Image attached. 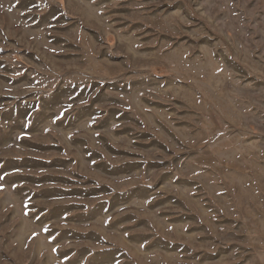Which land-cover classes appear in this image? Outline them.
<instances>
[{
  "label": "rangeland",
  "instance_id": "1",
  "mask_svg": "<svg viewBox=\"0 0 264 264\" xmlns=\"http://www.w3.org/2000/svg\"><path fill=\"white\" fill-rule=\"evenodd\" d=\"M0 264H264V0H0Z\"/></svg>",
  "mask_w": 264,
  "mask_h": 264
}]
</instances>
